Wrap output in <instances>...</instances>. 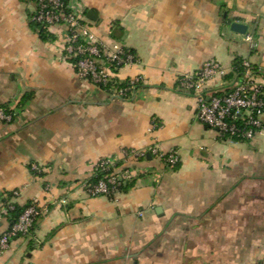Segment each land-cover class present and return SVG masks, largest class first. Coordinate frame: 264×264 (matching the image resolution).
Instances as JSON below:
<instances>
[{"label": "crops", "instance_id": "1", "mask_svg": "<svg viewBox=\"0 0 264 264\" xmlns=\"http://www.w3.org/2000/svg\"><path fill=\"white\" fill-rule=\"evenodd\" d=\"M76 1L99 40L136 55L117 79L143 81L129 99L97 87L65 56L63 34L41 37L35 3L0 0V108L13 115L0 123V237L8 203L45 208L0 264H264V131L220 137L178 83L210 60L229 69L225 81L239 60L264 81V0ZM152 146L179 164L148 155L129 189L87 194L99 160Z\"/></svg>", "mask_w": 264, "mask_h": 264}, {"label": "built area", "instance_id": "2", "mask_svg": "<svg viewBox=\"0 0 264 264\" xmlns=\"http://www.w3.org/2000/svg\"><path fill=\"white\" fill-rule=\"evenodd\" d=\"M36 8L32 21L44 25L55 34H63L64 52L80 77L91 81L110 94L129 99L143 81L141 76L127 80L121 85L117 71L137 61L136 55L121 43L108 47L87 24L85 9L76 0H30ZM59 30V31H58ZM248 40H252L248 36ZM241 71L232 69V81L224 79L230 74L227 67L218 61H207L197 71L182 75L179 88L193 95L198 101L197 119L206 127L215 130L220 137L232 141H251L264 131V81L257 79V73L249 60H243ZM220 82L221 86L215 85ZM13 115L0 108V123L12 121ZM157 125L154 124V127ZM148 155H157L170 167L179 164L176 151L165 154L157 146L149 149H124L121 157H108L94 165V179L84 184L92 197H114L133 183L139 176L136 163ZM35 170H38L36 167ZM49 191L50 187L46 186ZM19 195L14 191L13 196ZM14 203H8L6 213L14 210ZM45 208L36 201L26 205L16 223L0 237V253L7 250L13 240L30 236L38 218Z\"/></svg>", "mask_w": 264, "mask_h": 264}, {"label": "trees", "instance_id": "3", "mask_svg": "<svg viewBox=\"0 0 264 264\" xmlns=\"http://www.w3.org/2000/svg\"><path fill=\"white\" fill-rule=\"evenodd\" d=\"M65 1H69V0H65ZM33 22V21H32ZM33 24H34V26L39 30V32H40V35H41V37L43 38V39H49L50 38V36H51V31H49L44 25H41V24H38V23H35V22H33ZM241 63H242V61H237L236 62V64H235V68H236V70H237V72H240L241 71ZM126 83H128L127 81H125L124 83H122L121 85H126ZM94 179V177L92 178V180ZM133 185V183H131V184H129L125 189H124V191L125 190H127V189H129L131 186ZM14 210H12V211H9V213H8V218H9V220H10V223H11V226H13L15 223H16V221L18 220V218H19V216H20V214L22 213V211L24 210V208L26 207V205L25 206H20V205H18V204H14Z\"/></svg>", "mask_w": 264, "mask_h": 264}, {"label": "water", "instance_id": "4", "mask_svg": "<svg viewBox=\"0 0 264 264\" xmlns=\"http://www.w3.org/2000/svg\"><path fill=\"white\" fill-rule=\"evenodd\" d=\"M91 14H93L92 11H90V12L88 13L89 16H91ZM232 29H233L234 31L239 32V33H242V34L247 33V26H246V25H243V24H241V23H234V24L232 25Z\"/></svg>", "mask_w": 264, "mask_h": 264}]
</instances>
